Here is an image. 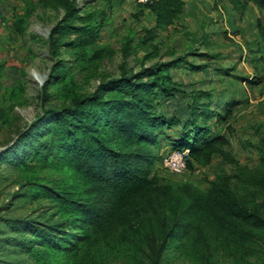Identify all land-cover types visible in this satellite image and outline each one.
<instances>
[{"label": "rangeland", "instance_id": "rangeland-1", "mask_svg": "<svg viewBox=\"0 0 264 264\" xmlns=\"http://www.w3.org/2000/svg\"><path fill=\"white\" fill-rule=\"evenodd\" d=\"M80 1L81 15H104L107 22L92 34L58 32V54L53 57L49 37L63 11L45 6L43 0H0V264H153L139 248L133 231L127 232L122 241L87 244L76 239L81 228L68 222L65 230L59 236L55 233L57 237L49 242L25 223L43 209L50 211L52 196L36 194L44 185L80 190L72 167L62 164L64 159L56 156L58 150L51 143L53 132L49 125L42 122L43 130L35 133L49 147L38 146V153L39 143L31 147L25 140L22 148L7 154L19 135L42 118L43 90L53 65L60 68L49 81L46 105L60 104L75 90L94 91L102 79L119 76V65L124 60L122 47L129 33L135 35L134 48L126 61L135 72L162 56L169 58L165 54L169 45L178 52L187 51V45H196L198 50L220 53L217 60H209L214 64L204 70H194L187 63L173 68L172 75L178 78L184 92L174 99L163 95L162 108L169 110L170 116L175 115L184 111V103L191 100L193 91L213 89L212 104L222 102L219 107L229 108L235 117L228 148L243 164L255 165L259 161L264 139V39L259 34L258 21H264V9L253 0H241L245 6L241 10H236L231 0H194L199 2L197 19L195 12L189 16L192 19L179 18L167 29H156L155 38L142 44L140 39L146 33L143 27H154L155 15L145 8L136 16L140 9L137 0ZM76 22L80 23L79 19ZM188 30L195 31L197 39L208 33L214 45L192 42L186 37ZM190 60L201 63L202 57L192 55ZM226 69L232 75L225 74ZM223 101L230 104L226 106ZM212 124L216 132H227L224 126L214 121ZM180 132L178 124L167 127L165 135L159 137L160 143L153 147L155 152L165 155L172 151L173 139ZM162 160L155 165L159 174L175 180L189 179L202 188L216 173L234 166L218 156L210 165L175 173ZM11 219L18 224H8ZM258 234V242L248 253L223 250L216 243L206 250L176 238L160 264H264V230Z\"/></svg>", "mask_w": 264, "mask_h": 264}, {"label": "trees", "instance_id": "trees-1", "mask_svg": "<svg viewBox=\"0 0 264 264\" xmlns=\"http://www.w3.org/2000/svg\"><path fill=\"white\" fill-rule=\"evenodd\" d=\"M231 1L236 10L244 9L241 0ZM253 1L264 9V0ZM80 3V0H43L45 6L63 11L49 37L53 57L58 54V32L92 34L106 24L104 15L89 12L81 15ZM138 3L136 16L144 13L145 8L155 15L154 27H143L146 33L140 39L142 44H148L157 35L156 29H167L177 22L186 1ZM258 29L264 39V21H258ZM194 33L188 30L186 37L201 46L214 45L208 33L204 32L200 39ZM134 38L133 33L125 36L119 76L102 79L94 91L75 90L60 104L46 105L49 81L60 68L53 65L43 90L42 118L19 135L7 154L22 148L25 140L31 147L39 143L38 153V146L49 147L48 142L35 135L43 130L40 124L45 122L52 128L51 143L58 150L56 156L64 159L62 164L72 167L80 190L44 185L36 194L52 196L50 211L43 209L34 219L24 220L25 223L49 242L65 230L68 222L81 228L76 239L87 244L122 241L127 232L133 231L139 248L153 264H160L165 250L176 238L206 250L216 243L233 253L250 252L258 242V232L264 230V139L259 161L255 165L241 163L228 148L235 117L229 108L219 107L222 102L212 104L213 89L193 91L191 100L184 103V111L175 115L170 116L169 110L162 108L163 95L174 99L184 92L178 78L172 75L173 68L187 63L194 70H204L214 64L209 60H217L220 53L198 50L196 45H187V51L178 52L169 45L165 51L169 58L162 56L135 72L126 61L133 53ZM192 55L202 57V62L190 60ZM224 73L232 75L230 69ZM228 101L223 103L228 106ZM213 121L227 132H216ZM176 124L181 126V132L173 139L172 148L189 149L186 170L210 165L218 156L234 166L209 178L205 188L189 179L175 180L159 174L155 165L164 153L158 155L153 147L160 143L159 137L165 135L166 128ZM7 221L18 224L13 219Z\"/></svg>", "mask_w": 264, "mask_h": 264}, {"label": "built area", "instance_id": "built-area-1", "mask_svg": "<svg viewBox=\"0 0 264 264\" xmlns=\"http://www.w3.org/2000/svg\"><path fill=\"white\" fill-rule=\"evenodd\" d=\"M140 3H151L154 0H137ZM189 154V149H177L172 150L169 153L165 154L163 158V165L165 167L170 168L172 171L176 173H181L186 170L187 167V157Z\"/></svg>", "mask_w": 264, "mask_h": 264}, {"label": "crops", "instance_id": "crops-1", "mask_svg": "<svg viewBox=\"0 0 264 264\" xmlns=\"http://www.w3.org/2000/svg\"><path fill=\"white\" fill-rule=\"evenodd\" d=\"M186 1V4H185V8H184V11L179 15L177 21L179 20V18H184V19H187L189 18V16L191 15V13H194L193 16H195L194 19H197V12H199V7H198V1H195L194 0H185ZM205 12L203 13V18L205 16ZM189 19H192V18H189ZM202 21V20H201ZM229 100V99H227Z\"/></svg>", "mask_w": 264, "mask_h": 264}]
</instances>
